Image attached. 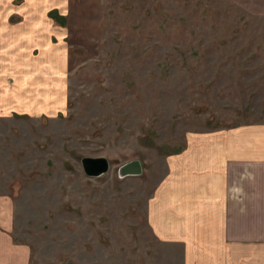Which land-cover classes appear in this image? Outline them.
<instances>
[{
	"label": "rangeland",
	"instance_id": "1",
	"mask_svg": "<svg viewBox=\"0 0 264 264\" xmlns=\"http://www.w3.org/2000/svg\"><path fill=\"white\" fill-rule=\"evenodd\" d=\"M261 121L264 0H0V211L33 264H183L147 221L170 158Z\"/></svg>",
	"mask_w": 264,
	"mask_h": 264
},
{
	"label": "crops",
	"instance_id": "2",
	"mask_svg": "<svg viewBox=\"0 0 264 264\" xmlns=\"http://www.w3.org/2000/svg\"><path fill=\"white\" fill-rule=\"evenodd\" d=\"M0 219V264H33ZM147 221L158 243L181 248L183 264H264V121L190 136Z\"/></svg>",
	"mask_w": 264,
	"mask_h": 264
},
{
	"label": "water",
	"instance_id": "3",
	"mask_svg": "<svg viewBox=\"0 0 264 264\" xmlns=\"http://www.w3.org/2000/svg\"><path fill=\"white\" fill-rule=\"evenodd\" d=\"M81 163L88 176H100L110 169V162L105 156H84ZM142 173V165L139 160H132L120 167V174L123 176L139 175ZM72 264V263H67Z\"/></svg>",
	"mask_w": 264,
	"mask_h": 264
}]
</instances>
